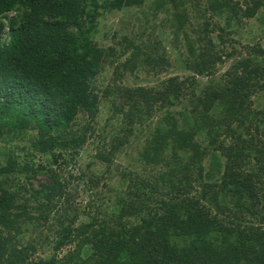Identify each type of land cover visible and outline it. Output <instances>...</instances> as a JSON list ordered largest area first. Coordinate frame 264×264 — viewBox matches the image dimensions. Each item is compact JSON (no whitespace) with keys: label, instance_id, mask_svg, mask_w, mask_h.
<instances>
[{"label":"trees","instance_id":"1","mask_svg":"<svg viewBox=\"0 0 264 264\" xmlns=\"http://www.w3.org/2000/svg\"><path fill=\"white\" fill-rule=\"evenodd\" d=\"M146 1L0 0V135L34 133L28 146L34 153L24 164L10 155L0 162V264H24L34 248L22 226L47 224L50 216L58 222L49 231L58 238L53 254L32 264H264V47L235 52L226 44L235 43L238 26L264 11V0H206L218 21L216 41L205 37L208 22L194 40L183 31L185 14L177 10L183 0L153 1L156 11L174 9L172 44L180 42L192 58L185 60L189 76L169 77L156 88L116 90L115 109L125 113L128 132L134 125L140 135L147 129L138 160L152 169L140 165L144 177L124 169L127 195H115L108 215L88 213L74 225L67 168L98 111L92 85L106 54L95 39L106 11L123 14ZM124 42L130 54L123 68L166 64L163 50L152 58ZM231 58L221 80L195 95V78ZM81 113L89 120L77 134L70 128ZM111 138L107 155L126 142V136ZM37 154L45 161L34 166ZM106 156L101 150L94 155ZM16 174L26 179L22 191L13 186ZM37 175L47 181L33 188L29 180ZM97 184L86 178L89 189ZM153 195L159 196L156 208L145 203ZM131 217L135 223L127 221ZM71 243L58 260L57 252Z\"/></svg>","mask_w":264,"mask_h":264},{"label":"rangeland","instance_id":"2","mask_svg":"<svg viewBox=\"0 0 264 264\" xmlns=\"http://www.w3.org/2000/svg\"><path fill=\"white\" fill-rule=\"evenodd\" d=\"M153 1L147 0L145 5L140 8L122 10L123 14H119L115 10L112 12L106 11L102 26L99 28V33H97L95 41L100 48L104 49L106 54L104 67L96 76L92 85L94 94L97 95L98 111L94 120L90 121L92 128L89 127L91 129L86 131L87 140L81 148L72 153V157L69 159L71 160L70 166L67 168L72 175L71 184L66 189L71 202L69 203L71 206L69 207V213L76 218L75 226L82 221H87L88 213L92 215L102 214V217L108 215L106 206H113L115 195H127V185L130 183L122 179L121 174L124 169L137 173L142 177L145 174L140 171L139 167L144 166L152 169L151 166H145L138 160V152L146 139L147 129L142 128L143 135H140L137 125H134L131 127L133 132H128V126L123 123V114L125 113L115 109L119 107L118 92L116 90L139 86L156 88L164 79L169 77L189 76L185 60L188 59L187 62H189L192 58L186 54V47L183 48L180 42L176 45L172 44L175 27L172 25L174 23V9H170L168 12H164L163 9L156 11L152 5ZM205 7L206 0H200L199 4L183 0L181 6L177 9L180 15L185 14L184 24L186 29H183V31L188 33L191 39L194 40L197 38L199 29L208 22L209 33L205 37L216 41L219 32L216 28L218 21L214 15L206 11ZM6 31L5 29L1 33V39L6 40ZM233 38L236 39L235 43L228 42L226 44L227 49H231L228 45H232L235 52H243L244 48L254 44H260L264 47L263 9L258 12L257 16L244 21L241 26H238ZM124 39L132 41L134 47L141 48L143 52L150 54L152 58L161 55L160 52L155 51L156 49L163 50L166 64L162 66L161 64L146 62L135 68H131L130 65L123 68L124 60L130 54L129 50H125ZM204 41L205 38L201 43ZM111 50L113 52L117 51L115 55L111 54ZM232 59L224 60L220 64L216 63L214 69L209 71L207 75L196 77V85L193 86L195 95L203 91L212 79L219 82L223 73L232 63ZM117 67L119 68L118 73L114 75ZM262 103L263 99H260L259 104ZM183 105L184 103L179 104L178 108L181 109ZM88 120L89 118L85 113L79 114L76 123L71 126L70 130L72 132L77 131V134L82 133L81 130ZM149 127H152V124ZM32 134L34 133L30 130H25L22 135L16 138L10 134L0 135V162L4 161L7 155H10L17 159L18 163L24 164L27 160L26 157L33 152L28 149ZM117 136H126V142L121 145L118 151L107 155L111 149V137ZM100 150L102 154L107 155V160L102 161L94 157L95 153ZM41 156L39 154L35 155L32 160L34 166L45 161ZM150 171L152 172V170ZM79 175H82L83 181L76 179V176ZM86 178L96 179L98 181L97 187L89 189L86 185ZM45 181L47 180L43 175H37L35 178L30 179L29 183L33 185V188H36L40 182ZM12 182L14 187L20 185L19 188L21 189V186L25 185L26 179L24 175L16 174L12 177ZM158 200L159 196L153 195L150 197V201L145 203L152 208H156ZM103 211L106 214H103ZM55 219L56 216L54 218L50 216L47 224L39 222L35 227L22 226L24 239L31 241L34 248L33 254L24 264H32L33 261L39 258L46 259L53 254L54 242L58 238L53 239L55 235H50L49 231L55 229ZM127 221L135 223L136 218L131 217ZM57 226L58 222H56ZM72 248L73 243L70 245L65 244L57 252V259L60 260Z\"/></svg>","mask_w":264,"mask_h":264}]
</instances>
